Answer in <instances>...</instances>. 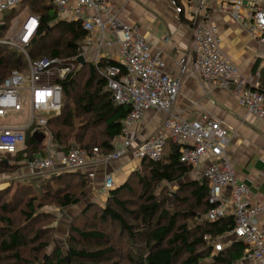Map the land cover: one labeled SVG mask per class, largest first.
I'll return each instance as SVG.
<instances>
[{"label":"built area","instance_id":"built-area-1","mask_svg":"<svg viewBox=\"0 0 264 264\" xmlns=\"http://www.w3.org/2000/svg\"><path fill=\"white\" fill-rule=\"evenodd\" d=\"M23 0H0V15L15 9ZM177 15L185 13V5L176 0H168ZM60 18L80 21L88 36L82 46L87 61L98 63L94 54H100L101 45L117 49L118 65L107 70L109 88L115 101L128 105L130 112L123 122L122 133L113 140L114 150L103 154L99 148L91 153L73 147L63 154L49 146L48 156L35 155L31 160L20 163L32 175H52L62 171L88 172L95 180L96 167L132 154L139 161H158L163 156L165 143L171 140L180 146V161L197 169L204 166L202 177L208 179L210 203L213 207L206 218L216 221L228 216L234 217V228L225 237L233 236L246 247V258L256 264H264V236L258 227V218L264 215V194L260 200L252 201L250 187L241 181L234 168L228 147L229 128L209 113H201L196 119L188 120L175 114L183 78L173 77L166 72L165 62L151 52V45L141 34L138 26H130L118 18V7L110 0H53ZM242 0L224 1L214 11L228 13L240 20L247 34L264 44V8L254 6L246 16L241 13ZM210 0H199L198 4L189 1V12L193 23L191 57L201 77L210 83L232 90L238 104L248 113L264 119V92L256 89L254 77L245 78L225 56L217 26L209 22ZM3 25L0 23V26ZM40 18L31 14L20 24L11 37H0L1 44L18 49L26 58L24 70H14L0 84V162L8 156H16L25 149L28 132L45 134V141L51 136L46 130L49 118L57 116L63 105L61 81L73 72L78 62H67L60 58L43 57L32 60L28 47L40 29ZM2 30H0L1 33ZM95 39L97 42L95 43ZM168 41V38H166ZM80 56V57H81ZM184 57L179 63L185 65ZM28 124L9 125L12 114L22 113ZM156 109L164 113L159 131L144 142H136L131 128L141 121L146 113ZM44 141V142H45ZM121 143V147H117ZM8 163V162H7ZM41 179V178H40ZM39 180V179H36ZM117 187L113 174H107L99 196L108 197ZM216 251L222 245H216Z\"/></svg>","mask_w":264,"mask_h":264},{"label":"trees","instance_id":"trees-1","mask_svg":"<svg viewBox=\"0 0 264 264\" xmlns=\"http://www.w3.org/2000/svg\"><path fill=\"white\" fill-rule=\"evenodd\" d=\"M176 1L182 6L183 2L190 0ZM32 2V11L40 18L41 26L28 47L30 58H60L65 62L74 59L77 62L83 54L82 46L88 36L82 22L60 18L53 0ZM16 9L1 13L0 23L4 25L1 38L7 36ZM55 34L58 35L54 40ZM113 65L118 63L108 57L100 59L98 63H78L76 69L61 81L62 109L57 116L49 118L46 125L51 136L39 143L28 132L25 149L0 162V171L13 167L12 170H19L21 162L31 160L35 155L47 157L49 146L63 154L73 147L88 153L94 148H99L103 154L112 152L113 140L122 133L123 122L130 112L128 105H120L115 101L109 88L107 70ZM26 66V58L18 49L0 43V84L14 70H24ZM256 70L254 67L253 71ZM256 89L264 92V80ZM179 149V145L168 140L162 158L158 161L144 159L124 183L111 190L106 204L101 206L94 201L88 204L80 213L79 221H88L99 215L97 222L89 221L91 224L82 229L79 226L73 227L67 251L56 247L53 258L46 260L48 257H45L41 264H117L113 259L118 253L110 246L114 241L119 242L120 247L123 245L124 254L133 264H237L246 258V245L236 239L224 245L221 251H216L215 241L232 232L234 217L228 216L216 221L206 218L213 207L209 200L208 179L203 177L183 181L194 168L180 161ZM69 179H78L77 186L81 188L92 185V179L87 173L62 171L46 176L45 180L50 181L38 183V189L34 184H23L17 188V192L29 196L26 206L28 210L22 211L25 222L19 229H14L11 218H1L6 226L0 227V264H12V261L28 264L21 249L27 247L33 239L28 238V233L34 230L39 220L44 219L43 213L37 211L35 201L39 198L43 200L50 194L45 191L40 193L41 187L49 184L47 191H52L61 207L80 203L78 197L67 191L69 185L54 186V183L63 184V180ZM163 182L178 184L182 194H177L172 207H166L168 201L161 200L154 192L157 183ZM8 190L3 189L0 195ZM12 202H4L1 206L3 211L16 208L17 203L10 207ZM44 230L53 229L45 226ZM41 231L37 230L34 236L42 239ZM77 237L89 246H77ZM92 243L100 245L91 248ZM40 245L42 251L49 246V242H41Z\"/></svg>","mask_w":264,"mask_h":264},{"label":"crops","instance_id":"crops-1","mask_svg":"<svg viewBox=\"0 0 264 264\" xmlns=\"http://www.w3.org/2000/svg\"><path fill=\"white\" fill-rule=\"evenodd\" d=\"M111 1L118 7L117 16L120 20L130 26L139 27L141 34L151 45L152 54L165 62L166 72L173 77L183 78L181 92L174 108L175 114L184 119L194 120L206 112L229 128L228 150L237 175L250 187L252 201L260 200L264 194V119L249 114L246 108L240 106L232 90L207 82L201 77L191 57L193 23L188 8L189 1L183 2L185 13L181 15L176 14L168 0ZM198 1L190 0L191 4H198ZM224 1L229 0H210L209 22L218 28L225 56L245 78L254 77L256 86H261L264 80V44L251 38L243 29L240 20L233 19L228 13L214 11V7ZM242 2L243 16L251 12L254 6L264 8V0ZM26 16L19 21H24ZM99 52V59L108 57L114 61L120 60L117 49L101 45ZM184 57L188 62L181 65L179 61ZM254 67L256 71H253ZM163 120V112L149 110L145 117L131 128L135 141L144 142L154 136L161 128ZM117 147H121V143ZM141 162L132 154H128L119 160L96 167L95 179L102 183L104 177L112 173L119 186ZM90 171L93 172L92 169L88 170ZM203 172L204 166H200L189 173L183 181L199 180ZM92 199L99 203L102 200L98 194ZM258 227L264 236V215L258 218ZM228 238L230 239V236ZM239 263L256 264L254 260L248 258H243Z\"/></svg>","mask_w":264,"mask_h":264},{"label":"rangeland","instance_id":"rangeland-1","mask_svg":"<svg viewBox=\"0 0 264 264\" xmlns=\"http://www.w3.org/2000/svg\"><path fill=\"white\" fill-rule=\"evenodd\" d=\"M33 4L34 3L32 2V0H23L19 4V6L16 7L17 9L15 8L16 10L14 11H16V13L13 16V22L11 23L10 26L13 27L14 29H17L19 28L20 24L23 22V21L20 22L19 19L22 20L23 16L25 17L26 15L28 16V15L34 14L32 11ZM39 7L41 6L39 5ZM13 35H15V32L10 30V32H8L7 34V37H11ZM57 35L58 34L54 35V40L57 38ZM98 55L100 54H97V55L94 54L93 58L96 59ZM26 113H27V110L25 109L22 113L12 114L11 116L12 118H14V121L8 122V124L13 125V126H18L21 124H28L29 122L26 121V117L24 116ZM82 120L81 122H83ZM71 142H75V141H71ZM72 144H76V143H72ZM10 161L13 162L12 160ZM11 162H9V164ZM12 169H4L0 171V191H2L5 188H9V190L6 193H4V195H0V227L6 226V223L1 219L2 217H5V218H11L14 221V229H19L21 228L22 224H24L25 222V217L22 211L28 210L26 206H27V202H29L30 199L27 194L17 192V188L21 187L23 184H34V186L36 187L39 185L38 183L46 179V175H39V174L32 175L23 166L19 168V170L18 169L12 170ZM40 178H43V179H40ZM36 179H39V180H36ZM77 180L76 179L75 180L73 179L63 180L62 181L63 184L54 183V186L69 185L70 187L67 186L68 188L67 191L70 192V194H74L76 197L80 199L79 204L69 206V207H61L60 205H58L56 199L53 197L52 191L51 192L47 191L50 188L49 184L45 187H41L40 193L45 191L46 193H50V194L46 196V198L43 200L39 198L37 201H35L36 209L37 211L43 213L44 219L41 221L39 220L35 224L34 230L28 233V238L33 237V239L31 242H29L27 247H24L21 249L22 254H23L22 256L28 264H41V262L45 261L44 260L45 257H48L46 258V260L53 258L56 247L58 249L63 248V250L66 252L67 249L70 247L69 244L71 243V240H69L68 238H69L70 233H72L71 229L73 227L79 226L82 229V228H86V226L91 224V222L89 221L93 220L97 222L96 220L99 218V215L96 216V218L93 216V219H88V221L85 220L81 222L79 221L80 220L79 215L84 210V208L88 206V204L94 201L92 197L97 196L98 189L101 187L103 182L101 183L99 182V180L97 181V179L95 180L93 179V181L91 182L92 185H90L88 188L86 187L81 188L77 186L78 184ZM45 181H50V180H45ZM36 188L38 189V187ZM178 188H179L178 184H168L166 182H163V183H157L154 192L156 196H158L161 200H164L166 202L168 201V204L166 205V207L168 206L172 207L174 200L177 197V194L182 195L181 192H179ZM100 198H102L101 202L100 203L96 202V203L103 206L104 204H106L107 202L106 200L108 197L101 196ZM10 201H13L10 207H12L14 203L15 204L17 203L16 204L17 207L14 209L12 208L8 209V211H3V209L1 208L2 204L4 202H10ZM45 226H50L52 227L53 230H50V231L44 230ZM29 229H31V227H29ZM37 230H42L41 231V235L43 236L42 239L39 236H36V235L34 236V233ZM119 237H120V234H119ZM228 237L224 236V237L217 239V241H215V245L224 246L226 244L231 243V240L233 239V237L230 236V239ZM41 242H43V244L46 242H49V246L47 248L42 249V251H40ZM84 242L85 241H83L81 238L77 237V240H76L77 246L83 245V246L88 247L89 244L84 243ZM118 243L119 242L117 241L110 243V246L114 247L118 253L116 254L117 257L113 259V262H116L117 264H133L127 259L128 257L126 256V254H124L123 245H121L120 247ZM91 245H92L91 248H96V247H99L100 244L92 243ZM12 264H16V263L12 261ZM237 264H240V263L238 262Z\"/></svg>","mask_w":264,"mask_h":264},{"label":"water","instance_id":"water-1","mask_svg":"<svg viewBox=\"0 0 264 264\" xmlns=\"http://www.w3.org/2000/svg\"><path fill=\"white\" fill-rule=\"evenodd\" d=\"M3 28H4V25H1V26H0V30H3ZM78 62L81 63L82 65L86 64V60H85V58H84L83 56L79 57ZM32 137H33L36 141H38L39 143H43V142L45 141V139H46L45 134L40 133V132H35V133L32 135Z\"/></svg>","mask_w":264,"mask_h":264}]
</instances>
